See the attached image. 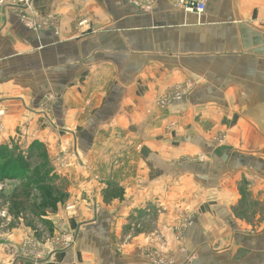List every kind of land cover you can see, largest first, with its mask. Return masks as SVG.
<instances>
[{
    "label": "crops",
    "instance_id": "obj_1",
    "mask_svg": "<svg viewBox=\"0 0 264 264\" xmlns=\"http://www.w3.org/2000/svg\"><path fill=\"white\" fill-rule=\"evenodd\" d=\"M30 1L33 13L55 18L56 27L34 31L12 12L5 16L0 108L7 112L9 129L0 142L19 135L17 116L28 115L25 105L35 104L46 90L57 97L55 116L67 115L80 125L85 115L72 99L98 87L104 91L92 95L100 97V105L77 131L88 159L83 170L90 181L107 182L108 175L91 173L123 165L114 152L125 151L134 171L119 184L121 200L105 205L95 193L99 203L88 208L89 218L67 225L76 236L71 247L38 260H16L17 238L3 234L0 264H153L143 251L150 241L140 233L127 241L125 233L157 215L162 221L148 233L158 229L169 241L168 226L183 220L171 219L170 200L179 192L172 184L183 190L187 181L194 191L178 197L174 209L180 198L190 197V205L173 214L197 212L186 228L187 255L196 254L188 264H264V0H206L201 15L170 0ZM178 83L197 85L160 120L177 121L173 134L163 139L156 116L147 111L159 93ZM140 117L147 121L142 131ZM219 134L225 142L212 143ZM172 153H202L206 160L174 166ZM98 154L105 160H95ZM156 168L164 169H157L158 177ZM41 222L54 230L49 221Z\"/></svg>",
    "mask_w": 264,
    "mask_h": 264
},
{
    "label": "rangeland",
    "instance_id": "obj_2",
    "mask_svg": "<svg viewBox=\"0 0 264 264\" xmlns=\"http://www.w3.org/2000/svg\"><path fill=\"white\" fill-rule=\"evenodd\" d=\"M79 25L81 24L79 23ZM196 85L190 83L171 84L156 96L154 105L147 112L156 116L155 123L158 126V131H161L159 135L163 139H167L173 134L175 128H177V121L174 118L168 119L167 123L160 122V120L164 118L163 116L166 117L168 109L171 108L173 103L188 96ZM103 91L102 88L94 87L93 93ZM93 93L81 98L72 99L75 105L81 104L79 109L85 115L84 121H81L80 125H78L74 124L71 120H67V115H65L64 119L55 116L58 110L56 111L53 107L57 97L53 90H46L35 104L29 102L25 105L28 115H21L20 112H16L20 113L19 116L16 115L17 118H21V120L15 118L18 120L15 124V131L19 135L15 136V138H9L11 142H0V149L4 151V154L0 156V167L5 165L4 169L9 170L7 179L3 183H0V217L5 219L0 224V237L3 234H7L17 238L18 243L15 249L17 253L14 254L16 260H38V258L50 257L56 250H65L66 239H72V244H74L76 236L71 232V229L74 230V228L72 226L69 230L67 229V225L89 218V215H87L89 212L88 208L93 207L94 203H99L96 200L97 194L94 195L95 193H101L105 205L115 204L117 198L121 200L123 197L122 189L119 187L121 185L119 184L122 182L121 180L124 183L128 181L134 171L129 168L131 165L127 164L128 161L132 160L131 157L128 160L130 153H125V151L114 152L116 156L115 161L123 163L119 167L111 168L110 170L105 167H97L94 169L96 174L93 170L92 176L108 175L107 182L98 180L99 183L96 184V180L90 181L89 173L83 170L88 159L84 156L83 145L79 142L80 139L77 131H80L85 123H89V115L100 105V97L99 99L95 98L92 95ZM62 100L64 99L61 97ZM94 102H96V105ZM60 106L62 109H67L66 104H57L55 107L59 108ZM61 107L59 108L60 110ZM143 113L144 111L141 109L139 114L142 115ZM141 118H138V120H141ZM8 121L6 110L0 108V134L8 131L9 126L6 124ZM146 122V120H141V124H139L140 131L143 130L144 123ZM38 135L42 139H38L36 137ZM19 139L20 142H23L22 144L19 143ZM226 139L224 134H219L213 136L211 142L214 144L224 143ZM28 140L30 141L28 142ZM141 143L137 145L142 146L143 144ZM133 145H136V143ZM161 149L159 145H156V154L160 155L159 151ZM155 159L159 164L160 159L157 155ZM95 160L105 159L98 154ZM171 160L174 166H179V164L188 162H203L206 158L202 153H172ZM159 165L160 168L163 167L162 164ZM160 168L155 169V174L157 173L156 177L162 174L158 173L159 170L157 169ZM160 170L163 172L164 169ZM174 173H176L175 168L172 169V175ZM172 186L178 187L179 192L173 195L170 200V203H172L171 219L177 215L183 220L180 225L172 223L168 226L169 231L171 230L170 232L167 231V234L171 236L170 240L167 241L164 236L165 234L158 229L148 233L149 229L152 230L157 227L159 222L162 221V218H159L157 215L146 217L141 222L139 231L130 230L131 232L125 233L127 241H131L133 237L138 236V233L143 235L145 240L150 241L147 242V246L143 247V251L147 260H149L148 262L153 264H188L196 259L195 252L187 255L184 246L186 228L191 226L197 214L194 211L195 208H191L187 212L181 210L182 214H173L180 212L179 208L181 205V209L185 205H190L187 202L191 199L190 197H187V200L180 198L174 209V204L178 201V197L182 196L185 192L194 191L195 185L193 182L191 185L187 181V183L182 184L183 190H180L178 182L173 183ZM91 191L92 194L90 195ZM49 214L57 215L53 217ZM41 215L46 217H41ZM53 219L55 220V224L51 222ZM41 221H49L51 226L53 225L54 230L46 228ZM38 253L39 255H37ZM180 255L187 256L180 258Z\"/></svg>",
    "mask_w": 264,
    "mask_h": 264
},
{
    "label": "built area",
    "instance_id": "obj_3",
    "mask_svg": "<svg viewBox=\"0 0 264 264\" xmlns=\"http://www.w3.org/2000/svg\"><path fill=\"white\" fill-rule=\"evenodd\" d=\"M180 8L188 12L201 15L205 11L206 0H170ZM15 14L24 26L34 31L56 27V20L51 16L41 18L35 15L31 9L30 0H0V30L7 13ZM81 21L80 23H82ZM73 243L72 239H66L64 249L69 248ZM62 249V248H61ZM59 251V250H56ZM39 255V253L37 254ZM152 257V256H151Z\"/></svg>",
    "mask_w": 264,
    "mask_h": 264
},
{
    "label": "trees",
    "instance_id": "obj_4",
    "mask_svg": "<svg viewBox=\"0 0 264 264\" xmlns=\"http://www.w3.org/2000/svg\"><path fill=\"white\" fill-rule=\"evenodd\" d=\"M3 154H4V151L0 149V156H2ZM4 166L0 167V183H3V181L7 179V177L9 176V170H5ZM0 222H1V218H0Z\"/></svg>",
    "mask_w": 264,
    "mask_h": 264
}]
</instances>
